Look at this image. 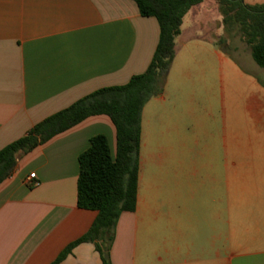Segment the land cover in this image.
Masks as SVG:
<instances>
[{
  "label": "crops",
  "instance_id": "obj_1",
  "mask_svg": "<svg viewBox=\"0 0 264 264\" xmlns=\"http://www.w3.org/2000/svg\"><path fill=\"white\" fill-rule=\"evenodd\" d=\"M217 6L184 15L163 91L142 107L136 206L118 218L112 264H264V68L216 42ZM158 38L134 0H0V149L143 73ZM96 134L114 154L99 114L17 157L0 183V264H48L89 229L97 212L77 206L78 156ZM60 264L102 262L82 242Z\"/></svg>",
  "mask_w": 264,
  "mask_h": 264
},
{
  "label": "trees",
  "instance_id": "obj_2",
  "mask_svg": "<svg viewBox=\"0 0 264 264\" xmlns=\"http://www.w3.org/2000/svg\"><path fill=\"white\" fill-rule=\"evenodd\" d=\"M203 0H134L142 16H153L159 38L152 59L141 74L123 85L99 88L69 106L45 117L20 138L0 149V183L8 177L20 154H26L57 134L94 115H107L115 127L116 146L96 134L79 154L77 206L97 212L89 229L66 245L48 264H60L72 249L90 242L102 264H112L110 250L122 212L133 211L139 172L140 115L144 104L162 93L175 55V38L184 15ZM228 32L237 31L250 48L254 62L264 68V2L247 5L244 0H215Z\"/></svg>",
  "mask_w": 264,
  "mask_h": 264
},
{
  "label": "rangeland",
  "instance_id": "obj_3",
  "mask_svg": "<svg viewBox=\"0 0 264 264\" xmlns=\"http://www.w3.org/2000/svg\"><path fill=\"white\" fill-rule=\"evenodd\" d=\"M244 2L247 5H254V4H258V3L264 2V0H244ZM216 9L219 12L218 6H217ZM218 24H219L218 22H215L211 26L214 31L216 30ZM220 24L222 26L220 34L219 35L214 34L212 36L216 40V42H218V44L220 45V47L222 49H224L228 53H233V54H236V50L239 51V52H241V51H245V52L250 51L249 46L241 38V35H240L239 32H237V31L228 32L223 27L222 22Z\"/></svg>",
  "mask_w": 264,
  "mask_h": 264
},
{
  "label": "built area",
  "instance_id": "obj_4",
  "mask_svg": "<svg viewBox=\"0 0 264 264\" xmlns=\"http://www.w3.org/2000/svg\"><path fill=\"white\" fill-rule=\"evenodd\" d=\"M33 178H35V173H30L26 179V183H28L31 186L36 185L38 183V181L34 180Z\"/></svg>",
  "mask_w": 264,
  "mask_h": 264
}]
</instances>
